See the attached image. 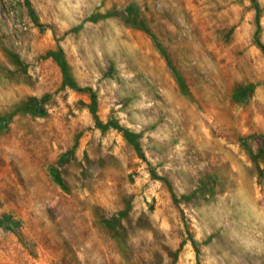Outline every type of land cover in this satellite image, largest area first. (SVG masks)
<instances>
[{
  "label": "rangeland",
  "instance_id": "374dc122",
  "mask_svg": "<svg viewBox=\"0 0 264 264\" xmlns=\"http://www.w3.org/2000/svg\"><path fill=\"white\" fill-rule=\"evenodd\" d=\"M257 1L0 0V264H264Z\"/></svg>",
  "mask_w": 264,
  "mask_h": 264
},
{
  "label": "trees",
  "instance_id": "16d2710c",
  "mask_svg": "<svg viewBox=\"0 0 264 264\" xmlns=\"http://www.w3.org/2000/svg\"><path fill=\"white\" fill-rule=\"evenodd\" d=\"M252 2H253V4H254V6H255L257 12H260V7H259V3H258V1H257V0H252ZM255 39H256L257 43H258V44L264 49V44H262V43L260 42V40H259L258 32L255 34ZM61 64H62V67H63V69H64V72L67 73V71H66V62H65V60L62 59V58H61ZM92 111H93V113H94V117H95V119L98 120V115H97V113H96L97 110H96V106H95V101H94V103H93V105H92ZM126 134L128 135V137H130V139H131L134 143H136V140H135V138H134V135H133L131 132H129V131L127 130V131H126ZM262 141H263V143H264V136L262 137ZM51 172H52V175H53L54 179H55L60 185H63L62 180L60 179L59 175L55 172V170H54L53 168L51 169Z\"/></svg>",
  "mask_w": 264,
  "mask_h": 264
}]
</instances>
